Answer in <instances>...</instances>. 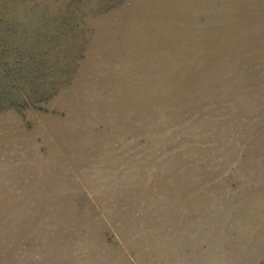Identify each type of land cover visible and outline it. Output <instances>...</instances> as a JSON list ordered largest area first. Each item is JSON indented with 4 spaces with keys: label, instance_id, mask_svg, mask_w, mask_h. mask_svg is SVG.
I'll list each match as a JSON object with an SVG mask.
<instances>
[{
    "label": "rangeland",
    "instance_id": "1",
    "mask_svg": "<svg viewBox=\"0 0 264 264\" xmlns=\"http://www.w3.org/2000/svg\"><path fill=\"white\" fill-rule=\"evenodd\" d=\"M0 264H264V0H0Z\"/></svg>",
    "mask_w": 264,
    "mask_h": 264
}]
</instances>
